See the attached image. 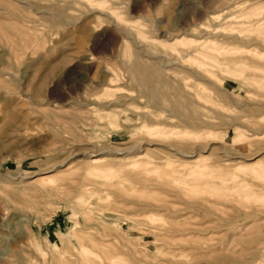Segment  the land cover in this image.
Segmentation results:
<instances>
[{
	"label": "rangeland",
	"instance_id": "rangeland-1",
	"mask_svg": "<svg viewBox=\"0 0 264 264\" xmlns=\"http://www.w3.org/2000/svg\"><path fill=\"white\" fill-rule=\"evenodd\" d=\"M0 264H264V0H0Z\"/></svg>",
	"mask_w": 264,
	"mask_h": 264
},
{
	"label": "bare ground",
	"instance_id": "bare-ground-1",
	"mask_svg": "<svg viewBox=\"0 0 264 264\" xmlns=\"http://www.w3.org/2000/svg\"><path fill=\"white\" fill-rule=\"evenodd\" d=\"M131 154V153H130ZM199 155V154H198ZM90 156H92V155H90ZM127 156V155H126ZM193 156V155H192ZM87 157V156H86ZM124 157V156H123ZM91 160V159H90Z\"/></svg>",
	"mask_w": 264,
	"mask_h": 264
}]
</instances>
